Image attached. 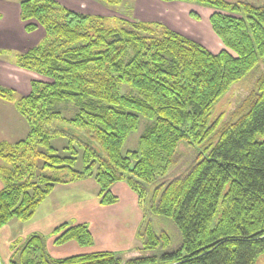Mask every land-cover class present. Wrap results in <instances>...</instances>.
<instances>
[{
    "label": "trees",
    "instance_id": "16d2710c",
    "mask_svg": "<svg viewBox=\"0 0 264 264\" xmlns=\"http://www.w3.org/2000/svg\"><path fill=\"white\" fill-rule=\"evenodd\" d=\"M102 1L115 5L122 0ZM179 1L217 9L210 22L224 48L212 52L161 21L122 19L113 27L103 15L57 0L19 1L25 31L40 27L43 36L17 54L16 66L48 80H32L29 92L15 102L29 124L27 136L0 142V158L6 162L0 165V228L13 218L29 220L56 183L91 177L102 205L117 201L110 191L116 182L139 193L169 171L182 141L199 143L209 136L213 104L264 59V0L260 5ZM126 84L136 95L121 93ZM0 98L13 101L14 90L0 84ZM66 102L78 107L72 118L54 110ZM140 116L151 123L138 149L123 154ZM53 121L86 130L106 155L100 157L91 141L84 142L83 170L71 169L77 154L73 138L65 148L69 155L56 154L51 141L58 133L49 127ZM61 167L69 168V179L53 173ZM151 210L177 226L179 248L126 263L112 251L55 258L47 251L46 236L33 233L13 252L11 264H254L264 252V76L244 114L221 131L187 174L163 188ZM51 234L55 245L93 243L85 223H64ZM144 235L146 246L158 241L148 228Z\"/></svg>",
    "mask_w": 264,
    "mask_h": 264
},
{
    "label": "rangeland",
    "instance_id": "374dc122",
    "mask_svg": "<svg viewBox=\"0 0 264 264\" xmlns=\"http://www.w3.org/2000/svg\"><path fill=\"white\" fill-rule=\"evenodd\" d=\"M19 1H0V8L4 9V12H1L2 16H0V43H2L0 44V49L2 50L0 54V84L14 90L13 101L0 98V142L6 141L10 143L24 139L29 131V124L25 117L16 109L15 102L29 92L30 82L32 80H48L36 72L16 66L17 54L21 53L28 46L38 42L43 36L42 28L39 27L37 30L27 33L24 30V24L21 26L19 22H16L17 19L12 14L14 13L15 3L19 4ZM58 1L62 5L74 10L103 15L105 17V23L109 26H119L122 19L161 21L171 29L201 43L212 52H217L224 48L222 40L214 31L210 22L211 14L217 11V9L197 1L122 0L119 4L115 5L108 4L102 0ZM224 1L230 2L232 5L240 2L254 3L257 5L263 3V0ZM222 12L230 13L227 10ZM235 15L241 16L243 14ZM263 76L264 59H260L251 71L233 83L213 104L207 116V127L210 131L209 136L199 143H189L186 140L182 141L178 145L174 164L169 171L165 175L157 178L154 182L145 184L141 192L136 193L143 218L136 234L135 249L132 250L127 258L124 255H119L124 263L137 257L158 255L166 251L176 250L180 247L182 235L177 226L171 219L154 214L151 210V205L158 201L160 192L168 183L187 174L201 157L208 154L211 146L218 141L219 135L225 127H228L244 114L247 109V101L254 91H256L257 82ZM121 93L125 95H136V92L127 84L121 87ZM54 110L59 111L65 118H72L77 113L78 107L66 102L56 104ZM150 123L151 121L149 119L140 116L136 130L132 131L125 140L122 148L123 154L138 149L139 138ZM49 127L58 133L53 137L51 143L57 149L56 154L60 156L69 155L71 150H66L65 148L68 145L69 136L73 138V146L77 150L76 161L71 167L73 170H83L84 164L82 156L84 150L82 143L84 142L91 141L92 149L100 157L106 155L101 150L100 144L91 139L90 134L86 130L79 128L72 129L70 124L60 121H53ZM59 133H65V136L59 135ZM5 164L6 162L0 158V165ZM53 173L60 178L64 177L65 179H69L71 177L69 168L67 167H61ZM66 183H56L55 186ZM155 190L160 191L157 193V196H154ZM146 228L153 232L158 239L156 244L150 247L144 245L146 239L144 231ZM254 264H264V252L256 258Z\"/></svg>",
    "mask_w": 264,
    "mask_h": 264
},
{
    "label": "crops",
    "instance_id": "0c3cea01",
    "mask_svg": "<svg viewBox=\"0 0 264 264\" xmlns=\"http://www.w3.org/2000/svg\"><path fill=\"white\" fill-rule=\"evenodd\" d=\"M1 12L3 13L4 9L0 8V16ZM12 16L22 26L20 7L17 3ZM110 191L117 197V201L110 205H102L98 196L99 186L91 177L57 184L38 205L29 220L22 222L14 218L0 228V264H11L13 252L33 233L46 236L47 251L55 258L97 251H112L127 258L135 249L136 234L143 213L136 193L126 182L112 184ZM64 223L87 224L93 236L92 245L82 246L75 240L55 245L54 235L51 233Z\"/></svg>",
    "mask_w": 264,
    "mask_h": 264
}]
</instances>
